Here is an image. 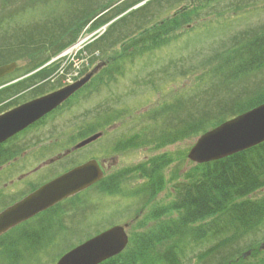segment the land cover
<instances>
[{"label": "trees", "instance_id": "trees-1", "mask_svg": "<svg viewBox=\"0 0 264 264\" xmlns=\"http://www.w3.org/2000/svg\"><path fill=\"white\" fill-rule=\"evenodd\" d=\"M142 1L144 0H114L113 2L119 3L114 6L109 3L102 11L99 9L101 12L96 9L89 15L82 12L80 17L79 12H74L63 20L56 14L59 11V0H0V28L10 26L12 19L20 20L21 26L17 35L13 36L14 41L18 42L19 51L27 60L26 64L38 67L71 45L85 25L90 24L88 31L95 30ZM159 2L160 0H148L114 20L85 50L90 54L96 50L104 54L106 48L103 47L106 42H111L109 36L118 25H126L137 13L140 15L152 3ZM110 10L111 13H108ZM200 10V7L194 6L189 9L181 8L169 18L140 31L135 38L117 39L116 43L122 42L119 51L111 54L105 62L109 68L105 67L103 73L97 74L91 81L104 79L109 82L113 74H122L121 68L128 63L132 64L135 57H141L146 51L166 42L170 35L191 23ZM97 11L102 14L97 16ZM33 15H40L43 22L39 24L33 21ZM141 23L139 21L137 24L138 29ZM262 27L254 30L251 38L238 39L240 42L237 41V47L208 67L207 73H204L206 79L198 91L194 92L192 89L191 95L183 97L175 95L173 100L145 111L146 117L153 123L139 126L140 132L135 134L137 139L140 138L138 143L143 142L142 132L145 130L149 133L145 144L154 148L166 147L178 140L195 139L206 130L263 103V86L245 97L237 96L224 102L219 100L222 98L213 100V90L223 85L228 88L231 83L264 69V26ZM0 39L4 40V37L0 36ZM8 48L9 46L0 48L1 57H10L5 51ZM42 51L48 53L44 56ZM94 59L90 57L88 64H92ZM106 117L104 122L107 125L112 118L108 115ZM130 142L126 141L125 146L139 145ZM188 148L182 152V158L186 159ZM171 162V156L165 153L135 165L133 168L146 178L141 185L143 188L137 190L136 196L146 198L151 195L153 199L166 185L163 165ZM181 175L177 173V168H173L169 179L176 181ZM262 188L264 142L222 159L194 164L184 170L182 180L172 186L173 192L169 189L165 203H155L153 199V211L145 214L146 219L155 221L151 229L130 233L125 249L100 264H181L185 259L189 261L191 258L188 256V245L200 239L208 242L212 240L213 244L194 255V259H197L195 264H242L243 261H234L233 255L237 252L238 257L239 249L232 245L238 244L248 230L256 229L264 223V196L250 198L252 193ZM150 208L146 207V210L150 211ZM163 213L167 214L168 219L156 221ZM173 214L175 215L172 216ZM41 234L42 232L40 236ZM18 236L19 238L0 242V246L2 243L6 244L0 249V264H5L6 256L9 264H15L23 250L31 249L23 246L21 239L26 244L36 240L31 233L20 232ZM216 257L218 259L214 261Z\"/></svg>", "mask_w": 264, "mask_h": 264}, {"label": "rangeland", "instance_id": "rangeland-1", "mask_svg": "<svg viewBox=\"0 0 264 264\" xmlns=\"http://www.w3.org/2000/svg\"><path fill=\"white\" fill-rule=\"evenodd\" d=\"M113 1L114 0H59L60 4L56 3L59 4V11L56 14L63 20L68 19L74 12H79V17L82 12L89 15L92 14L95 9L98 11L100 9L102 11L104 9L103 7L109 3L113 6L119 3ZM193 6H200L202 8H200L201 10L198 16L191 23L184 26L181 30L176 31V34L170 35L166 42L161 43L152 50L146 51L143 56L135 57L132 64L128 63L123 67V74H113L111 81H106L104 85H98H103L98 90V93L88 96L87 99L82 101L79 108L75 107L70 111L67 117L69 120L68 122L66 121L65 128L66 130H72L74 127L79 128L78 125L82 122L83 125L88 124L89 128H92L101 120L99 125H102V127L99 128V130L102 131V135L99 140L93 144V151L95 152L91 154L102 157H109L115 154L119 155V161L115 166H112L110 172H117L119 168H122L121 170L125 167L133 168L134 165L142 163L149 158H155L156 156L168 153L172 158V162L163 165V174L164 180L166 181V188H169L172 192V186L175 182H180V180H182L184 170L194 165L189 160L181 157L182 152L190 147L194 139L178 140L172 145L154 148L150 144H145V141L149 139L148 131L145 130L142 132V134H144L142 135V143H138L140 138L137 139L135 134L140 132V125H151L153 123L146 117L147 110L159 106L162 102L173 100L175 95L183 97L185 95H191L192 89H194V92L198 91L202 87L203 81L206 79L204 73L208 67L225 56L231 49L233 50V48L237 47L239 44L238 42H240L238 39L242 40L243 38L247 40L249 37H252L254 30L264 26V0H179L176 2L173 0H160L158 4L152 3L144 10V13L141 12L142 14L140 13V15L137 13L126 25H118L109 36L111 42H106L103 47V49L106 48L104 54L97 50L90 54L85 49H83L82 54H75V51L72 50V57H61L51 64L46 71L39 74L37 73L31 77V79H26H37L39 78L38 75H45L54 70L53 75L56 80L62 75L60 73H67L66 76L63 74L64 78H62L66 81L72 78L75 72L80 68L85 67L88 68L89 71L97 64L99 67L96 73L101 74L105 67L109 68L105 63L108 61L109 56L119 51L123 40L122 38H135L140 31L169 18L181 8L189 9ZM98 11L95 14L98 15L99 12H101ZM111 11L112 10L108 13H111ZM31 19L39 24L41 21L43 22V18H41L40 15H33ZM138 20L142 21L139 29L137 26L139 23ZM89 26L90 24H87L81 29L79 33L81 38L85 36L89 37L93 32H87ZM102 27L101 30L103 32L106 26ZM2 34L4 35L5 32H2ZM93 37L94 36L88 38V40L91 39L90 41H92ZM119 38L122 40L116 43ZM6 52L10 57L3 58L0 56V62H9L13 60L16 61L18 65L23 64L22 59L24 55H22L20 51L17 52L8 49ZM90 57L95 58L92 64H88V59ZM19 86L17 90L14 89L12 91L13 94L20 92L24 84H20ZM262 86L264 87V69L253 72L231 83L228 88L223 85L213 90L215 91L213 100L222 98L219 100L224 102L229 101L231 98H236L237 96L245 97L256 88ZM97 88L98 87L95 85V89ZM4 97L8 98L10 95ZM96 106H98L97 109ZM87 109L89 112L88 118L81 119V113ZM107 115L108 117L111 116L112 119L110 123L106 125L104 121ZM70 122L71 124L68 125ZM155 132H158V129H155ZM126 141H131V144L139 145H137V147H126ZM115 145L119 147V151L113 152L111 147ZM98 146L99 149H97ZM103 149L104 154L100 152V150ZM173 168H177V173L182 174L180 177L176 178V181L174 179H169ZM121 170L118 171L115 176H128ZM130 172L132 173V171ZM133 175L136 177L135 179L139 177L137 173ZM130 182L126 183L129 184ZM128 184L125 185V187H127ZM134 184L135 181L133 185L131 182L129 187L141 186L143 182ZM125 189L126 188H124L123 192L127 191ZM164 192L160 194V197H164ZM261 196H264V188L252 193L250 198L254 199ZM102 199H104L103 205L99 206V202ZM124 203L130 207L131 211H124L120 218L125 221L128 219L129 221L133 214L137 212L135 208H138L139 205H131V201L129 200H126ZM137 203L139 204V201H137ZM93 207L97 209L96 214H101L103 216V220L99 221L98 217H93L91 219V223L93 224H89L85 231H77L75 228H71L73 230L67 229L66 231H69L68 233L64 232L60 237L59 235L57 236V238L62 239L64 242L56 244L55 246L51 243L47 245L44 241L47 242L52 234L56 236L57 234L55 231L57 230L42 232L39 246L36 245L30 250H28V248L23 250L21 255L16 258L15 264H54L55 257L65 250L66 247H69L68 244L72 241V244H76L89 235H93L99 228H103L107 224L109 217H115L113 216V211L115 209H118V213H120L124 208L122 204L120 207L118 206L115 198H104L102 195L99 196L96 190H89L87 194H81L78 198H70L58 208H62L63 212H67L63 214H67L63 220H68L71 217L70 221L75 223L76 217L73 216L74 212H80L82 208L90 210L91 208L93 209ZM141 207L142 210L143 207H145L144 214L153 211L152 203L150 211L145 210L146 206L144 204ZM69 209L73 210L70 211ZM174 215L175 214L172 216ZM163 217L164 215H161L156 221L168 219V217ZM146 220L148 221L149 219ZM149 221L151 224L155 222L153 219ZM98 224L100 225L96 228ZM59 231L62 230L60 229ZM243 235L244 236L238 241V244L232 245L239 249V253L245 251L253 244L258 246L260 242L264 241V223L262 226L259 225L256 229L248 230ZM13 239L15 238L1 239L0 241H10ZM200 240L188 245V256L191 258L189 261L185 259L181 264L197 263V259H194V255L204 251L213 244L212 240H209V242ZM253 241L254 243L252 244ZM3 246H6V244L2 243L0 249H2ZM236 255L237 252L233 255L234 259ZM260 257L264 258V251L256 256L246 257L242 260V264H259ZM217 259L218 257H216L214 261ZM4 263L9 264L7 256L4 258Z\"/></svg>", "mask_w": 264, "mask_h": 264}, {"label": "flooded vegetation", "instance_id": "flooded-vegetation-1", "mask_svg": "<svg viewBox=\"0 0 264 264\" xmlns=\"http://www.w3.org/2000/svg\"><path fill=\"white\" fill-rule=\"evenodd\" d=\"M12 20L16 21L14 19ZM10 28L18 29L19 27L13 26ZM2 36L10 37L8 34H2ZM2 41L3 40L0 39V48H2L4 43V41ZM46 53L48 52H41L43 55H46ZM47 69H49V66L34 67L30 64H20L15 67V70L12 73L5 75L0 80V115L26 102L40 98L46 94L68 86L81 77V72L84 71L83 75H85L90 71H88V68L82 67L75 72L72 78H69L66 81L62 78H64L63 74L66 76L67 73H60L62 75L59 76L58 80H56L53 75L54 70L45 75H38L39 78L37 79L20 80L21 78L31 79V77L37 73H42ZM23 72H25V74L18 76V73ZM20 84H24L23 89L20 92L13 94L12 91L14 89L17 90V88L20 87ZM100 84L104 85V81L90 82V84L86 82L64 101L48 110L38 119L29 123L26 127L22 128L0 143V212L32 193L45 183H48L56 177H59L76 167L82 166L87 162H96L100 171L99 179L92 183V185L62 201H59L47 209L38 212L30 219L16 225L1 235L0 240L7 238H19L18 235L20 232L31 233L34 234L36 240L26 244V242L21 239V243L23 246L33 248L36 245L39 246L41 241L40 238H42L40 236L41 232L57 230L55 231L57 234L56 236L52 234L47 242L44 241L47 245L51 243L55 246L56 244L64 242L62 239L57 238V236L59 235L60 237L64 232L68 233L69 231H66L67 229L75 228L77 231H85L89 224H93L91 223V219L93 217H98L99 221L103 220V216L101 214H96L97 209L95 207L90 210L88 209L89 211L82 208L80 212H74L73 216L76 217L75 223L70 221L71 217L68 220H63V218L67 216V214H63L67 212H63V209L58 207L66 203L70 198H78L81 194H87V191L89 190H96L97 193H99V196L102 195L104 198H115L118 206L120 207L122 204L124 207L120 213H118V209H115L113 211V216L115 217H109L107 224L103 228H99V230L93 235L118 225L123 226L125 232L128 234L151 229L152 224L149 221L150 219L147 221L144 214L145 207H143L142 210L141 206L144 204L146 207H150L151 203L153 204V199L156 203H163L165 200V194H163L164 197H160V194L164 191L162 190L157 192L156 197L153 199L151 195H148L146 198L144 196L141 198L137 197L136 192L141 189L140 187L142 186H132L130 188L129 184L132 182L133 185L134 181L135 184L144 183L146 181V178L143 177L140 172L136 171L135 168L123 167L125 170H121L122 168H119L118 171L121 170L128 176L125 177V175L119 174V176H115L118 171L110 172V169L119 161V155L115 154L109 157H102L91 154L92 152H95L93 151V144L96 143L102 135V131L99 130V128L102 127V125H99L101 120L97 122L95 127L92 128H89L88 124L83 125L82 122L78 125L79 128L74 127L72 130L65 129L66 121L68 122L69 120L67 117L70 114V111L75 107L79 108L82 101L88 98V95L98 93V90L103 86H98ZM95 85L98 87V90H95ZM6 95H10V97L5 98L4 96ZM88 115L89 112L87 109L81 113V119L88 118ZM69 124H71V122L68 123V125ZM98 132H101V135L95 140L83 145H78L87 137ZM111 148L113 149V152L119 151V147L117 145L112 146ZM97 149H99V146ZM100 152L104 154V149L100 150ZM146 161L147 160H145V162ZM130 171H132V173ZM134 173L139 175L137 179H135L136 177L133 175ZM126 182L130 183L128 184ZM127 184L128 186L125 187ZM124 188H126V192H123ZM114 190H117V192L115 193ZM103 200L104 199L100 200L99 206L103 205ZM126 200L131 201V205H139L138 208H135L137 212L133 214L129 221L128 219L125 221L120 218L124 211H131L130 207L124 203ZM137 201H139V204ZM69 210L72 211L73 209ZM99 225L100 224H98L96 228L99 227ZM60 229L62 231H59ZM93 235H89L83 240L78 241L76 244H72V241L68 244L69 247L66 248L74 247ZM263 246L264 244L261 248H257V250L250 249L248 257L256 256L261 253L264 248ZM58 255L55 257V260ZM263 262L264 261H260L259 263L261 264Z\"/></svg>", "mask_w": 264, "mask_h": 264}, {"label": "water", "instance_id": "water-1", "mask_svg": "<svg viewBox=\"0 0 264 264\" xmlns=\"http://www.w3.org/2000/svg\"><path fill=\"white\" fill-rule=\"evenodd\" d=\"M15 63L0 66V77L12 71ZM91 73L71 85L26 102L0 115V143L38 119L81 87ZM95 134L79 145L96 139ZM264 141V103L243 112L198 136L187 158L205 163L224 158ZM100 177L94 161L53 179L0 213V234L37 212L89 186ZM123 227L114 226L84 241L62 255L55 264H98L118 254L126 245ZM247 253H244L245 256Z\"/></svg>", "mask_w": 264, "mask_h": 264}]
</instances>
